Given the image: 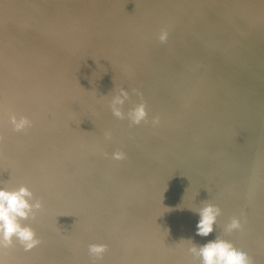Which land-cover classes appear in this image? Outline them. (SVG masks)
I'll return each mask as SVG.
<instances>
[{
	"label": "rangeland",
	"instance_id": "374dc122",
	"mask_svg": "<svg viewBox=\"0 0 264 264\" xmlns=\"http://www.w3.org/2000/svg\"><path fill=\"white\" fill-rule=\"evenodd\" d=\"M31 1L16 0L10 3V7L6 5L4 8V11L8 12L7 15L10 16L9 18L5 17L0 22V67L3 68L4 72L12 65H15L14 68L21 69L22 71L35 64L41 65L49 62L52 60L51 57L56 54L54 50L66 45L63 41L65 37L74 39L80 45L88 41L95 42L100 47L93 52H91L92 50L83 52L90 55L84 61L79 59L78 56H75V58L70 56V60L67 57L68 61L64 60L63 63L68 62L69 66L63 67V63L61 62L63 59L52 62L50 67L56 70V73L49 76L47 81L44 80L40 83L39 88H44L41 91L43 94L40 92V96L33 102V105L36 107H33L34 109L30 110L27 115L31 116L34 111L36 114L41 115L43 117L42 120H44L49 118L53 113L69 114L55 101L65 98L67 95L63 92L69 88H74L78 89V91L77 94L75 92L76 100L73 102L76 105L79 104L81 107L78 112L73 113L76 118H66L63 115L61 118L55 120L56 118L51 117L47 127H42V124L40 126L42 128L32 129L31 133H25L31 131V127L25 132H18L12 126H9L10 129L6 130L2 125V121L0 123V137H3L0 140V186L15 189L21 185H26L32 190L33 194H36L34 192L42 188L34 198L40 199L43 196V201L45 196L48 195L47 198L49 197L43 201V204L48 208L43 206L44 209L42 208L37 213L35 219L29 217L26 220H21V224L33 228L41 241L40 244L31 251H25L19 241H14L13 246L6 250V254L0 253L4 255L7 264H198V260L195 257L192 259L191 254L187 251L188 247L191 246V241L186 239L192 238L196 243L203 244L206 240H211L215 237L216 239H223L225 241L230 240L227 241L230 243L232 239H235L232 235L234 236L236 233L224 234L223 226L228 218L240 219L243 227L248 232L257 233L258 235L261 233L259 231L264 232V196L259 198L261 195L259 193L261 191L260 188H264V163L256 171L257 165L262 162L261 160L264 162V156H261V153L259 155L262 158L258 155L263 150L260 151V149L264 148V140H262L263 142L259 141L262 139L261 137H264V125L261 124V122L264 124V119H262L263 121L260 119L264 117V114H261L264 113V110H262L264 107L257 108V106H264V98L262 97L264 93L260 97H256L262 94L259 92L264 89L262 88L264 85L260 84V82H264V2L262 0H259L261 3L254 0H39V2L45 1L48 7V14L43 16L31 7ZM253 2L256 3L254 4ZM223 28L227 30L225 31ZM211 30L220 31L214 37L211 35ZM3 31H7V34L2 36L1 33ZM163 31H166L168 36L166 41L161 42L159 36ZM221 31L223 32L222 34H220ZM252 45L256 47H252ZM48 47L54 49L47 50ZM82 48L84 47H76L74 51L78 54V49ZM198 53L199 55L196 56ZM251 54L254 56L253 60L256 62H253L255 65L249 63L251 69H248L246 67H249V65L246 61L250 60L249 58L251 57L249 56ZM218 56L219 58H217ZM240 57H247V60ZM176 59H180L182 62L178 60L180 65L176 64V67H174L172 64L178 63L175 61ZM253 60L251 59L250 62ZM186 62L189 67L186 66ZM170 63L171 65L169 66ZM183 64L187 70H183ZM241 65H243L242 68ZM171 66L175 68L173 69L174 71L177 69V73L170 69ZM179 66L180 68L182 67V76L184 78L179 76ZM188 68L190 69L188 70ZM61 69L64 70L62 73L63 77L58 79L59 76L57 75L60 74ZM241 69L251 70V72L255 70V76L258 72L257 76L259 78L257 77V84L254 85L252 83V81H256L250 76L251 73ZM197 71L199 74L203 73V75L200 74L201 76H199ZM170 72L176 73L175 79L174 73ZM196 72L197 74H195ZM191 73L194 74L191 76L195 79L190 76ZM12 74H15L13 70L0 75L2 79L0 80V84H2L0 88L1 97L10 91L8 86L17 79L8 77ZM185 74H188L190 77ZM246 76L248 80L245 79ZM249 76L252 79H249ZM199 78L201 81H198ZM185 79L191 80L189 82V80ZM181 80L185 84L182 85L183 82ZM219 81L222 83H217ZM225 81L226 84L223 83ZM249 81L254 87L249 85L246 89L245 84L247 83L245 82ZM170 82H176L174 83L175 86L178 85L176 89L173 84H169ZM240 82L245 83L244 86L243 84H239ZM160 83H166V85L168 84L172 87L167 85L168 89L164 90L165 84H161L160 86ZM236 83L239 88L238 86L236 87ZM78 84L79 86L75 87ZM230 85H233L232 88ZM242 86L248 91L250 90L248 87L252 89L250 92L246 91V95L247 92L249 95L251 94V97L247 95L248 98L251 100L254 98L252 104L247 97V99L245 98V90L244 92L241 91L244 89ZM187 87H189V90ZM121 88L129 92V99L132 101V103L127 101L122 106V110L125 113L123 119L115 117L111 108L112 97ZM258 88L262 89L257 90ZM64 89L66 90L62 92L61 90ZM236 90L242 93L239 92L241 96L238 94L240 102L237 100L238 95L236 94ZM154 94H157V96L155 97ZM133 96L135 99H133ZM139 98H141L140 101L136 100ZM145 99L149 103L154 102V105L150 104L151 106H148L147 104L149 103L146 100V104ZM142 101L146 104L147 120L142 121L140 124H134L128 120L127 113L138 104L143 103ZM237 101L238 103H236ZM241 101L247 103L243 106V102L241 103ZM254 101L262 102L261 104H256L257 111L260 110V113L256 112V108L253 107ZM189 102L192 103L190 104ZM8 103L4 104L8 113V117L5 119L10 121V115H17L21 111L20 107L22 106L8 105ZM201 103L205 105L207 111ZM185 104H190L191 106H189L193 110L189 109L188 106L185 107ZM230 104L232 106L240 104V106L246 109L242 107L241 110V107L238 105L239 111L238 107L235 106L237 107L238 114L237 111L236 113H232L234 107L231 108L232 106H230L229 108L232 112L227 108ZM250 104L251 106L253 105L251 109H255L253 113H251V109L250 112L247 108V105ZM199 106H202L201 109L199 108L200 110L197 109ZM223 107H226L229 112ZM243 109L246 111L248 109L249 112H247L251 113V117L250 115H246V111L241 114ZM203 111L206 113H203ZM222 112L225 113L222 114ZM219 113L226 118L223 116L224 119ZM226 113L228 115L230 113L232 116L228 117L225 115ZM236 114H241V116L245 114V117L247 116V119L242 116L243 120H247V122L238 116V119L245 122L243 124L245 126L249 122L251 125L255 121V118L257 120L259 117L261 121L258 119L260 121L259 125L255 121V125L253 124L251 127L253 130L250 129V125H247L249 126V133L251 131L258 132L253 139L257 138V135L260 139L257 138L258 140L252 141L253 139L250 138L252 132L251 134L248 133L249 135L246 133L248 127L245 131L242 128V133L239 132L241 131V128L239 130V127H241L240 123L243 122L240 121L239 123L237 118L236 120L234 119ZM260 114L263 116L261 117ZM216 115H220L221 119H224V121H221L219 116L221 123L224 122L226 125L223 126L220 124V121L219 123L216 121L218 123L216 126L219 128L214 127L215 124L213 122L218 120L216 119L218 117ZM101 116L102 119L100 118ZM157 117L159 118V124L154 125L152 121ZM212 117H214L213 120ZM249 117H253L254 119L252 118L253 120L249 121ZM210 118L211 120L209 121ZM66 119H70L71 127L69 123H66ZM207 119L214 127L211 129L212 126H210L209 131L206 126L210 123H207ZM234 121L239 123L238 129L237 126L235 128L236 124ZM94 123L99 124V129L101 130L98 128L95 130L97 125L94 126ZM202 126L205 127L202 128ZM221 126L224 127L223 130ZM68 127H70L69 129L73 128L71 130L73 135L76 134L75 136L77 137L78 135V137L74 140L73 137L71 138L73 135L71 134L70 136L69 134L72 143H65L64 147H70H68V152L66 151V154H69L64 155L66 149L56 141L65 132L63 129ZM92 127L93 129H91ZM200 129L205 130V132ZM215 129H221L220 131L223 134L220 131L217 133ZM124 130L125 136L122 135ZM223 131H227L226 134ZM244 133L249 137L246 136L244 138ZM259 134L262 135L259 136ZM215 135L218 138L223 135L220 137L223 140L216 139ZM75 136L74 138H76ZM205 138L206 142L209 141L207 144L204 141ZM249 138L250 144L248 143L249 140H245ZM120 139L122 141H119ZM194 140L200 141L201 146L197 145V143L195 146ZM233 142L236 144H233ZM76 143L81 148L79 149L75 146L80 152L76 148L72 151L71 147L74 148V146L71 145H76ZM80 143H83L84 146H82L84 148L80 146ZM203 143L204 146H207V149H205L206 147L203 150L201 149ZM244 143L249 147V149L247 148V152L244 150L246 149ZM39 144H44L45 147L40 149H45L46 151L40 152ZM190 146H193L194 152H191L192 149L187 148ZM93 148L95 150H92ZM121 148L123 151L130 153L126 154V156H129L128 162L133 159L131 163L126 162L127 159L123 161L125 158L121 160L113 158V153L122 152ZM81 150L85 151L81 152ZM195 150L197 151L195 152ZM240 150L242 152H239ZM38 151L39 153H37ZM189 151L191 152L190 154L188 153ZM202 151H205V154ZM174 152L177 154L179 152L180 158L184 157L182 159H187V162L182 160L186 162L182 164L187 165L186 167L182 165L185 167V170L182 167L185 172L182 171L181 164H174V161H176L174 158H177L173 155ZM244 152H246L247 158L248 155H252L249 156V161H247L246 157L243 159L245 156ZM248 152L249 154H247ZM176 153L175 155H177ZM240 153L243 154L242 158H240ZM254 153H257L256 155L260 157V160L256 158L257 156ZM185 154L187 155L185 156ZM131 156L134 158H130ZM197 156L198 158L202 157V160H196ZM253 156L256 157L254 158ZM146 157L150 159L147 158L145 160ZM17 158L24 159L23 164H18L16 169L10 171V167L17 164ZM159 158H168L173 163L172 165L170 163L171 166L168 165L165 168L168 164L166 162L170 161L164 159L163 162L160 159L165 164L164 166L159 161ZM50 159L54 160V162L45 165L42 163ZM62 159L65 160L63 163H61ZM138 159H140L139 163H137ZM232 159L234 160L231 161ZM245 159H247L249 168ZM182 161L178 160L177 162L181 163ZM124 162H126L129 168H125V170L121 169V172L116 166L118 163L120 166H126ZM156 162H160L166 172L164 169H161L164 172L159 170L160 166ZM230 162L234 163L233 169ZM243 162L247 169H250L255 164L254 169L251 168L252 170H250L249 174L251 175H248L249 179L253 177L252 175H255V171L258 175L257 179L256 175L255 178H252L253 180L248 181L247 179L248 183L250 181L252 183L249 186L246 185L247 187L245 188L248 189L245 190L244 188V191H240L243 189L241 188L242 185L239 187V189L241 188L240 190H237V185L240 183L244 184L243 180L246 179V173L249 172H246L247 169L240 170V165ZM249 162H253L254 164ZM244 163L242 164V168ZM29 164L33 166L31 167ZM94 166L98 170H95ZM155 166H157L158 170H156ZM114 167L120 173L117 170L115 171ZM234 167L237 168L234 170ZM77 169L80 171L78 175ZM107 169L114 170V174H110L111 171L108 172ZM237 169L238 171H236ZM154 170L157 171L156 173H163L156 176L153 173L155 172ZM167 170L169 171L167 172ZM230 170L233 176L236 173L241 174L238 172H242L243 175L246 174V176L241 175L243 179L241 182L238 181L241 178L237 180L236 184L240 182L239 184L233 185V188L236 185L237 191H233L235 189L231 187L233 182L230 185V188L233 190L221 188L224 183L227 184L224 181L228 179L227 175L230 174ZM186 171L188 172L186 173ZM72 172L75 174H72ZM189 172L192 177L189 176ZM87 173H89L88 176ZM166 173L167 175L168 173H173L172 176L168 175V178L169 176L174 178L169 180L171 183L166 180L168 178L165 179L166 183L161 182L164 181V178L163 180H159L160 175L162 179V176H167ZM60 174L61 176H59ZM152 174L159 178L160 182L158 181V186L157 182H154L157 181L155 180L156 178L154 180L151 179L153 177L151 176ZM237 174L234 177H237ZM241 176L239 175V177ZM81 177L85 179L80 180ZM89 178L92 179L90 180ZM253 181L255 182L253 183ZM78 183L82 187H79ZM192 184L196 185L193 186ZM68 185L73 187L69 189ZM155 185L158 188H162L161 191H158L159 194L169 188H174V191L172 189L171 192L169 190L166 191L168 193L163 192L166 195L173 193L171 197L172 201L166 200L167 196L164 195L165 197H163L162 193L159 197L162 196L166 199L165 202L162 197L160 200L158 193H156V190L159 189H156ZM199 185H204V187L201 188ZM152 186L156 187L154 190L156 194H151V192H154ZM205 187L207 190L209 187H214V189L218 187L217 190L222 189L220 193L223 194L220 195L219 191L218 194L223 198L219 196L218 199V203L222 201V203L220 202L221 204H218L221 208V216L217 218L219 224L216 222L218 227L215 225L213 233L207 238H202L195 236V224L198 216L189 209L198 210L206 202H214L215 199L213 200V197L215 195L213 193L211 194L214 196H209L210 193L207 195L209 190L207 191L206 189L207 192L204 193ZM200 188L202 193L199 192ZM182 189L185 191L183 192ZM188 189H191L189 193H187ZM191 191L192 197H190ZM225 191L227 192L226 194ZM47 192L50 194L45 195ZM193 193L195 195L199 193L200 199L193 196ZM203 193L205 194V199ZM228 193L232 196L229 199L230 203H228L229 196H226ZM140 195L142 196L141 198H139ZM186 195L188 196L186 197ZM152 196L154 201L158 198L157 200L163 203L156 204L158 201L154 202ZM207 196L212 199L210 198L209 200ZM50 197L52 198L50 200L52 204L48 203ZM173 197L177 198L173 201ZM172 202L175 210L172 209L171 211L168 209L171 208ZM154 205L159 206L155 207ZM178 206L179 209L177 208ZM219 206L216 205L217 208ZM168 212H171L169 214L174 217L169 215ZM169 226L171 227L167 228ZM253 233L249 236L250 238ZM257 234H255V237L253 235V237L256 238ZM261 235L257 236L259 241L261 240V243L257 238V240L253 238L251 244L247 241L249 246L253 244V250H256L258 247L261 248L260 244L264 248V234ZM223 237H226V239ZM230 237L231 239H229ZM235 240L233 242H238V245L241 246V243L239 244L240 240H236L237 242ZM254 241H258L259 246ZM233 242L231 243L233 247L240 249ZM93 243L108 245V250L102 259H96L89 254L88 246ZM253 250L251 251L253 252ZM252 254H249L252 260H255V257V261L258 264H264V249L263 252L259 250L258 254L256 252L257 257L255 253L254 257H252ZM190 260L195 261L190 262ZM253 263L255 262L253 261Z\"/></svg>",
	"mask_w": 264,
	"mask_h": 264
},
{
	"label": "bare ground",
	"instance_id": "6f19581e",
	"mask_svg": "<svg viewBox=\"0 0 264 264\" xmlns=\"http://www.w3.org/2000/svg\"><path fill=\"white\" fill-rule=\"evenodd\" d=\"M15 1H16V0H0V22L3 21V20L5 19V17H7V18L10 17V16L7 15L8 12H5V11H4V8L6 7V5H7L8 7H10V3H11V2H15ZM29 1H31V0H29ZM252 1H253V0H252ZM254 1H258V2H260L261 0H260V1H259V0H254ZM262 1L264 2V0H262ZM263 2H262V3H263ZM250 3H251V2H250ZM250 3H249V5H250ZM253 3H254V2H253ZM253 3H252V4H253ZM255 3H256V2H255ZM255 3H254V4H255ZM260 3H261V2H260ZM30 4H31V7H32L33 9H35L36 12H37L38 14H40L41 16H43V15H47V14H48V7H47V4H46L45 1H43V2H39V0H36V1H31ZM233 25H234V24H233ZM223 29H224L225 31L227 30V29H225V28H223ZM219 31H220V30H211V35L214 36V35H215L216 33H218ZM222 31H223V30H222ZM222 31L220 32V34L223 33ZM6 34H7V31H3V32L1 33L2 36H3V35H6ZM214 37H215V36H214ZM65 38H66V37H65ZM65 38L63 39V41L66 43V45H65V46H62V47H59L58 49H55V50H54V53H56V54H55L53 57H51L52 60H50L49 62H45L44 64H41V65H39V64H35V65H33V66H30V67H28V68H25V69L22 70V71H21V69L19 70L18 68H14L15 65L9 66V69H8L7 71H5V72L2 70L3 68L0 67V75H3V74H5V73H8L9 71L13 70V72H15V74L9 75L8 77H10V78H17V79L15 80V82L13 81L14 83L12 82V83L8 86L10 91L8 90L9 92H8L7 94L3 95L2 97L0 96V123H1V121H2V125H3V127H4L6 130L10 129L9 126H11L10 121H8V120L5 119V118L8 117V115H7L8 113H7L6 105H4V104H6V103H8V102H9L8 105H15V106H16V105H19V106H22L23 109H22V107H20L21 111H20L16 116H17L18 118L21 117V116H23V117H27V118L32 122V123H31V126H30V127H31V131H29V132H25V131H27V129L29 128V127H28V128H26L25 130L22 131V132H25V133H31L34 129L39 128L42 124H43L42 127H47L48 123L50 122L51 117L56 118L55 120H57L58 118H61L63 115H64V117H66V118H76V117H75V114H73V113H74V112H78V110H80L81 107L79 106V104L76 105L75 102H73V101L76 100L75 97H76V94H77V91H78V89H74V88H69V89H67V90H66V89L61 90L62 92L66 90V91L63 92V93H65L67 96H66L65 98H63V99H59V100H56V101H55L57 104L60 105V107H61L62 109H64V110L66 111V113H69V114H54V113H53L49 118L44 119V120H42L43 117H42L41 115L36 114L34 111H33V113H32L31 116H27V115H28V112H29L30 110H33V109H34L33 107H36V106L33 105V102H34V101L40 96V92L44 89V88H39L40 83L43 82L44 80L47 81V80L49 79V78H48L49 76H51V75H53L54 73H56V70H54V69H52V68L50 67V65H51L52 62L60 61V60L63 59V60L61 61V62L63 63L64 60L68 61V60L66 59L67 57H68V59L70 60V56H72L73 58H75V56H78L79 59H81L82 61H84V60H87V58H89L90 55H87V53H83V52H88V51H91V50H92L91 52H93L95 49H99V47H100V45H96L95 42H88V41H86L85 44L80 45V43L76 42L74 39H72V38H70V37H67L66 39H65ZM212 39H213V38H212ZM0 43H1V37H0ZM79 46H80V47H84V48H82V49H78L79 52H78V54H77L74 50H76V47L79 48ZM252 47H256V46H253V45H252ZM227 48H228V47H227ZM49 49H50V50H53L54 48H52V47H48L47 50H49ZM144 49H146V48H144ZM225 49H226V48H225ZM250 49H251V48H250ZM252 49H253V48H252ZM255 49H256V48H255ZM248 50H249V49H248ZM248 50H247V51H248ZM247 51H246V53H247ZM251 51H252V50H251ZM254 51H255V50H254ZM249 52H250V51H249ZM217 53H219V52H217ZM250 53H253V52H250ZM70 54H71V55H70ZM215 54H216V53H215ZM215 54H214V55H215ZM197 55H199V53L196 54V56H197ZM217 55H218V54H217ZM246 55L248 56V54H246ZM252 56H253L252 54L249 56V57H251V58H249L250 60H251V59L253 60L254 56H253V57H252ZM214 57H215V56H214ZM244 57H245V54H244ZM217 58H219V56H218ZM240 58H241V59H246L247 57H246V58H242V57H240ZM255 58H256V56H255ZM197 59H199V58H197ZM197 59H196V60H197ZM173 60H174V59H173ZM178 60L181 61L180 59H178ZM178 60L176 59L175 61L178 62ZM188 60H189V59H188ZM196 60H195V61H196ZM216 60H217V59H216ZM246 60H247V59H246ZM246 60H245V61H246ZM250 60H249V61H248V60L246 61V63H248V65H249V67H250V64H249V63H253V62L255 63V62H256V61H254V60H253L252 62H250ZM195 61H194V62H195ZM242 61H243V60H242ZM172 62H173V61H172ZM181 62H182V61H181ZM181 62H180V63H181ZM187 62H188V61H187ZM187 62H186L187 65H186L185 63H184V64H185L187 67H189ZM189 62H191V61H189ZM194 62H193V63H194ZM254 63H253V64H254ZM133 64H134V63H133ZM176 64H179V62H178V63H175V64H172V66L176 67ZM184 64H183V70H187V68L184 67ZM66 65L69 66L70 64H69L68 62L63 63V67L66 66ZM170 65H171V63L169 64V66H170ZM179 65H180V64H179ZM189 65L191 66V64H189ZM192 65H193V64H192ZM243 65H244V62H243ZM243 65H241V68H242ZM254 65H255V64H254ZM172 66H171L170 69H172V70L175 69V68H172ZM244 66H245V65H244ZM246 66H247V64H246ZM251 66L253 67V65H251ZM256 66H257V63H256ZM249 67L247 66L246 68L251 69V67H250V68H249ZM254 67H255V66H254ZM178 68H180V66H179ZM181 68H182V67H181ZM181 68L179 69V70H180V73L183 72V70H181ZM243 68H244V67H243ZM189 69H190V68H188V70H189ZM241 70H246V71H248L247 69H241ZM16 71H18V73H16ZM170 71H171V70H170ZM173 71H174V70H173ZM176 71H177V69H176ZM176 71H174V72H176ZM199 71H200V70H199ZM201 71H203V70H201ZM254 71H255V70H253V72H254ZM63 72H64V70L61 69V70H60V74L57 75V76H59L58 79H61V78L63 77V74H62ZM174 72H170V73L173 74ZM189 72H190V71H189ZM197 72H198V71H197ZM197 72H196L195 74H197ZM248 72L251 73L250 76H252V78H254V80L256 81V82H253V81L251 80L252 83H254V85L257 84V77H258L257 75H258V72H257V75H256V76H255V72H256V71L254 72V74H253V72H251V70L248 71ZM248 72H247V73H248ZM176 73H177V72H176ZM176 73H174V75H175L174 79L176 78ZM180 73H179V76H182L183 73H182L181 75H180ZM186 73H187V72H186ZM249 73H248V74H249ZM198 74H199V72H198ZM200 74H201V73H200ZM200 74H199V76L203 75V73H202L201 75H200ZM76 75H78V74H76ZM185 75L187 76L188 74H185ZM191 75H194V74L191 73L190 76H191ZM188 76H189V75H188ZM190 76H189V77H190ZM250 76H249V79H252V78H250ZM253 76H254V77H253ZM177 77H178V76H177ZM182 77H183V76H182ZM189 77H188V78H189ZM191 77H192L193 79H195L193 76H191ZM246 77H247V76H246ZM246 77H245V79L248 80V77H247V78H246ZM255 77H256V79H255ZM183 78H184V77H183ZM196 78H197V76H196ZM200 78H201V77H200ZM200 78H199L198 81H201L202 78H201V79H200ZM203 78H204V76H203ZM258 78H259V77H258ZM180 79H181V78H180ZM193 79H192V80H193ZM222 79H223V78H222ZM222 79H221V80H222ZM245 79H244V80H245ZM0 80H2V79L0 78ZM172 80H173V79H172ZM185 80L188 81L189 79H185ZM190 80H191V79H190ZM190 80H189V82H190ZM218 80H219V79H218ZM244 80H242V81L244 82ZM246 80H245V81H246ZM173 81H174V80H173ZM177 81H180V80H177ZM181 81H182V80H181ZM187 81H185V82H187ZM196 81H197V80H196ZM182 82H183V81H182ZM193 82H195V81H193ZM243 82H240L239 84H243ZM259 82H260V79H259ZM174 83H176V82H174ZM174 83H171V82H170L169 84H171V85L173 84V86H175ZM180 83H181V82H180ZM217 83H222V82L219 81V82H217ZM223 83L226 84V81L223 82ZM245 83H247L248 85L245 84ZM245 83H244V84H245V86H246V89H247V86H249V85H251V86L254 87V85H253L250 81H249V82H245ZM249 83H251V84H249ZM79 84H80V83H79ZM79 84H78L77 86H75V87H78ZM161 84H165L166 87H164V90H165V89H168V87H167L168 84L166 85V83H160V86H161ZM178 84H179V82H178ZM183 84H185V83L183 82L182 85H183ZM188 84H189V83H188ZM188 84H187V85H188ZM191 84H192V83H191ZM244 84H243V86H244ZM260 84H263V85H264V82L262 81V82H260ZM171 85H170V86H171ZM187 85H185V86H187ZM205 85H207V84H205ZM220 85H221V84H220ZM233 85H234V84H233ZM233 85H232V86H233ZM1 86H2V84H0V88H1ZM163 86H164V85H163ZM163 86H162V88H163ZM168 86H169V85H168ZM170 86H169V87H170ZM176 86H178V85H176ZM176 86H175V89H176ZM230 86H231V85H230ZM232 86H231V88H232ZM237 86H238V84L236 83V87H237ZM243 86H242V87H243ZM261 86H262V85H261ZM171 87H172V86H171ZM234 87H235V86H234ZM242 87H241V88H242ZM259 87H260V85H259ZM180 88H181V87H180ZM188 88H189V87H187V89H188ZM190 88H191V85H190ZM222 88H223V87H222ZM238 88H239V86H238ZM243 88H244V87H243ZM243 88H242V89H243ZM248 88H249L250 90H252L250 87H248ZM256 88H257V87H256ZM262 88H264V86H262ZM262 88H258L257 90L262 89ZM159 89H160V88H159ZM169 89H170V88H169ZM173 89H174V87H173ZM164 90H163V92H164ZM188 90H189V89H188ZM191 90H192V89H191ZM239 90H240V89H239ZM244 90H245V88H244L243 90H241V91L244 92ZM250 90H249V91H248V90H245V95H246V91L250 92ZM253 90H254V88H253ZM263 90H264V89H263ZM263 90H261V92H259V93H262V94H260L259 96H256V97H260L261 95H263V93H264ZM255 91H256V90H255ZM255 91H253V92H254V93H257V92H255ZM75 92H76V94H75ZM79 92H80V90H79ZM157 92H158V90H157ZM167 92H168V91H167ZM218 92H219V91H218ZM239 92H240V91H239ZM239 92H238V90H236V94H237V95H238V94L240 95L241 92H240V93H239ZM248 92H247V95H248V97H249L251 94L249 95ZM253 92H251V93L253 94ZM41 93L43 94V92H41ZM80 93H81V92H80ZM165 93H166V92H165ZM213 93H214V92H213ZM259 93H257V94H259ZM166 94H167V93H166ZM215 94H216V93H215ZM241 94H242V93H241ZM154 95H155V94H154ZM239 95H238V99H237V100L240 102V100H239ZM245 95H244V93H243V97H244ZM247 95L245 96V98L247 97ZM254 95H255V94H254ZM254 95H252V97H255ZM54 96H55V95H54ZM131 96H132V95H131ZM135 96H137V95L135 94ZM151 96H152V95H151ZM156 96H157V94L155 95V97H156ZM240 96H241V95H240ZM94 97H95V96H94ZM129 97H130V96H129ZM138 97H139V96H138ZM138 97H137V98H138ZM149 97H150V96H149ZM153 97H154V96H153ZM153 97H152V98H153ZM243 97H242V98H243ZM248 97H247V98H248ZM250 97H251V96H250ZM256 97H255V98H256ZM262 97L264 98V96H262ZM95 98H96V97H95ZM97 98H98V97H97ZM247 98H246V99H247ZM263 98H262V99H263ZM43 99H45V98H43ZM133 99H135L134 96H133ZM133 99H132V100H133ZM243 99H244V98H243ZM248 99H249V102L252 104V100H254V98H252V100H251L250 98H248ZM259 99H260V98H259ZM262 99H261V101L264 100V99H263V100H262ZM136 100H139V101H140L141 98L136 99ZM146 100H147V99H145V103L147 104L148 100H147V102H146ZM255 100L258 101L257 98H256ZM127 101H130V99L127 100ZM127 101H126V102H127ZM134 101H135V100H134ZM172 101H173V100H172ZM238 101H237L236 103H238ZM246 101H247V100H246ZM261 101H259V102H255V101H254V102H255V103L253 102V105H254V106H253V105H252V106H253L254 108H256V104H258V103L261 104V103H262ZM5 102H6V103H5ZM130 102L132 103V101H130ZM137 102H138V101H137ZM137 102H136V104H137ZM142 102H143V101H142ZM242 102H243V101H241V103H242ZM78 103H80V102H78ZM133 103H134V102H133ZM143 103H144V102H143ZM148 103H149V102H148ZM189 103H190V102H189ZM191 103H192V102H191ZM191 103H190V104H191ZM196 103H197V101H196ZM241 103H240V104H241ZM245 103H247V102H245ZM245 103L243 102L242 105L244 106ZM146 104H145V105H146ZM150 104H153V105H154V102H153V103H149V104H147V105L149 106ZM187 104H188V103H187ZM190 104H189V105H190ZM193 104H194V102H193ZM197 104H198V103H197ZM197 104H195V105H197ZM201 104L204 105L203 103H201ZM201 104H200V105H201ZM240 104H238V105L240 106ZM251 104H250V105H247V108H248L249 110L252 108ZM260 104H259V105H260ZM2 105H3V106H2ZM94 105H95V104H94ZM183 105H184V104H183ZM189 105H186V104H185V107L188 106L189 109H190V108H191V107H190L191 105H190V106H189ZM195 105H193V106L195 107ZM238 105H235V106L238 107ZM150 106H151V105H150ZM193 106H192V107H193ZM197 106H198V105H197ZM230 106H232V105L230 104L228 107H227V106H226V107L229 109ZM235 106L233 105V106L231 107V108L234 107V108H233V109H234L233 112L230 111L231 109H229V111L232 112V113H236V111H237L236 108H237V107H235ZM243 106H240V107H241V108H240L241 110H242V107H243ZM245 106H246V105H245ZM249 106H250V107H249ZM188 107H187V108H188ZM226 107H225V108L223 107V108H224L225 110H227ZM259 107L262 108V107H264V106H257V108H259ZM196 108H197V107H196ZM199 108L201 109L202 106H201V107L199 106L197 109L200 110ZM203 108L207 111L205 105H204ZM243 108H244V107H243ZM257 108H256V112H259V113H260V110L257 111ZM189 109H188V110H189ZM224 109H223V111H224ZM237 109H238V111H239V107H238ZM244 109H246V108H244ZM244 109H243L244 112L242 111L241 114H242V113H245L246 110H244ZM248 109H247V111H248ZM191 110H193V108H191ZM202 110H203V109H202ZM202 110H201V111H202ZM251 110H252V109H251ZM251 110H250V112H251ZM262 110H264V109L262 108ZM227 111H228V110H227ZM227 111H226V112H227ZM229 111H228V112H229ZM238 111H237V114H238ZM247 111H246V112H247ZM253 111H255V109L252 110L251 113H253ZM219 112H220V111H219ZM248 112H249V111H248ZM248 112H247V113H248ZM262 112H263V111H262ZM191 113H192V112H191ZM203 113H206V112L203 111ZM203 113H202V114H203ZM223 113H225V112H222V114H223ZM239 113H240V112H239ZM247 113H246L247 116L251 114V113H248V114H247ZM193 114H194V113H193ZM219 114L222 115L221 113H219ZM237 114H236L237 117L234 116V119L236 120V118H237V120H238L239 123H240L241 119L243 120V117H245V114L242 115L243 117L241 116V114H240V115H237ZM261 114H264V113H261ZM261 114H260V116L262 117L263 115H261ZM204 115H207V114H204ZM220 115H216V116H218L217 118H216V116H215V118L218 119V120H215V122L218 121V123H219L220 119L224 116V115H222V117H221ZM225 115H227L228 117H230L231 114L229 113V115H228V113H226ZM233 115H234V114H233ZM106 116H107V115H106ZM219 116H220V119H219ZM231 116H232V115H231ZM238 116H240L241 119H238ZM247 116L245 117L246 119H247ZM113 117H114V116H113ZM224 117H225V116H224ZM224 117H223V118H224ZM250 117H251V115H250ZM250 117H249V118H250ZM100 118L102 119V116H101ZM107 118H108V117H107ZM107 118H106V119H107ZM225 118H226V117H225ZM225 118H224V119H225ZM245 118H244V119H245ZM252 118H253V117H252ZM252 118H250L249 121H250ZM109 119H110V118H109ZM213 119H214V117H212V120H213ZM224 119H221V121H224ZM234 119H232V120H234ZM253 119H254V118H253ZM253 119H252V120H253ZM258 119H259V117H258ZM258 119L256 120V118H255V121H257V122H258L257 124L259 125V122H260L262 119H264V117L260 118V119H261V120L259 119L260 121H258ZM41 120H42V121H41ZM55 120H54V121H55ZM107 120H108V119H107ZM128 120H129V119H128ZM128 120H127V121H128ZM210 120H211V118L209 119V121H210ZM65 121H66V123H69V126L71 127L70 119H66ZM115 121H118V120H115ZM209 121H208V119H207V123H208ZM221 121H220V124H221V125H223V126L226 125L224 122L221 123ZM243 121H246V122H247V120H243ZM243 121H241V122H243ZM249 121H248V122H249ZM255 121L252 122L251 125H250V122L247 123L248 125H250V129H251L252 125L255 123ZM262 121H263V120H262ZM212 122H213V121H212ZM215 122H213V123L215 124V125H214V124H213V125H214V127L217 128L218 126H216V125H217L218 123H217V122L215 123ZM232 122H233V121H232ZM234 122H235V124H236V125H235V128H236V126H237V129H238L239 123L236 122V121H234ZM128 123H130V121H128ZM205 123H206V121H205ZM209 123H210V124H207V126L205 125L206 127H208V131H209V129H210V126H212V125H211V122H209ZM237 123H238V124H237ZM244 123H245V122L240 123V124H241V125H240L241 127H239V130H240V128H241V131H239V132L242 133V132H243L242 128H244V131H245V130H247V127H248V130L246 131V133L248 134V133H249V126H248L247 124H246V126L243 125ZM102 124H103V123H102ZM231 124H232V123H231ZM257 124H256V125H257ZM261 124L264 125L263 122H261ZM93 125L96 126L97 124L94 123ZM233 125H234V123H233ZM254 125H255V124H254ZM55 126H57V125H55ZM103 126H104V125H103ZM205 126H202V128L205 127ZM219 126H220V125H219ZM223 126H221V127H222L221 129H222V130L224 129ZM228 126H229V125H228ZM228 126H226V127H228ZM244 126H245V127H244ZM42 127H40V128H42ZM70 127H68V128H64L63 130H64L65 132L62 133L61 136L59 137V139L56 141L58 144H60V145L63 146V147H64V145H65L66 142H71V139H70L69 137L71 136V134L73 135V133H72V131H71L73 128L69 129ZM104 127H105V126H104ZM128 127H129V126H128ZM128 127H126V128H128ZM214 127L212 126L211 129L214 128ZM232 127H233V126H232ZM97 128H98V129L100 128L99 124L97 125V127H95V130H96ZM110 128H111V127H110ZM218 128H219V127H218ZM233 128H234V127H233ZM32 129H33V130H32ZM91 129H93V127H92ZM122 129H123V128H122ZM204 129H205V128H204ZM221 129H219V130H216V129H215V130H216L217 133H218V131H220ZM226 129H227V128H226ZM226 129H225V130H226ZM99 130H101V129H99ZM185 130H186V128H185ZM200 130L202 131L203 129H200ZM251 130H253V129H251ZM201 131H200V133L203 134ZM263 131H264V130H263ZM73 132H74V131H73ZM203 132H205V130H203ZM223 132L226 134L227 131H226V132L223 131ZM251 132H252V131H251ZM251 132H250L249 134H251ZM254 132H255V133H254ZM220 133H222V131H220ZM220 133H219V135H220ZM241 133H240V134H241ZM253 133H254V135H253ZM257 133H258V132H257ZM257 133H256V131H253L252 134H251V136L253 135V137L250 136V138L253 139L254 136H255V134H257ZM259 133H262V132H259ZM69 134H70V136H69ZM181 134H182V133H181ZM222 134H223V133H222ZM225 134H224V135H225ZM240 134H239V135H240ZM244 134H245V133H244ZM244 134H243V135H244ZM249 134H248V135H249ZM6 135H9V134H6ZM25 135H26V134H25ZM75 135H76V134H74L73 136H71V138L73 137L74 140L77 139V137H78V135H77V137H76ZM122 135H124V136L126 135L125 130H124V132L122 133ZM217 135H218V134H217ZM217 135H215V136H216V137H215L216 139H219L220 141L223 140V139L220 138V137H222L223 135L220 136L219 138H218L219 135H218V136H217ZM261 135H262V134H261ZM261 135L259 134V136H261ZM74 136H75L76 138H74ZM124 136H123V137H124ZM232 136H233V135H232ZM234 136H235V135H234ZM240 136H241V135H240ZM246 136H247V135L245 134V137H244V138H246ZM263 136H264V132H263ZM116 137H117V136H116ZM123 137H122V138H123ZM130 137H131V136H130ZM241 137H242V136H241ZM247 137H249V136H247ZM2 138H3V137H0V140H2ZM12 138H13V137H12ZM12 138H11V139H12ZM120 138H121V137H120ZM132 138H133V137H132ZM233 138H234V137H233ZM250 138H249V139H245V140H249V141H248V143H249V142H250ZM257 138L260 139V137H258V135H257ZM257 138L255 137V139H253V140L251 139V140H252V141H256V140H258ZM261 138H262V139L259 140V141L263 142L262 140H264V139H263L264 137H261ZM211 139H212V138H211ZM213 139H214V137H213ZM230 139H231V138H230ZM195 140H196V139H195ZM195 140H194V142H195V143H194L195 146H196V143H197V145L199 144V145L201 146V144L199 143L200 141L197 142V141H195ZM203 140H204V139H203ZM78 141L80 142V140H78ZM119 141H122V139H120ZM204 141H205V142L207 141L206 138H205ZM259 141H258V142H259ZM81 142H83V141H81ZM112 142H113V141H112ZM202 142H203V141H202ZM208 142H209V141H208ZM208 142H206V144H207ZM71 143H72V142H71ZM118 143H119V142H118ZM234 143H235V142H233V144H234ZM248 143H247V144H248ZM251 143H252V142H251ZM253 143H254V142H253ZM181 144H182V143H181ZM194 144H192V145H194ZM235 144H236V143H235ZM237 144H238V143H237ZM244 144H245V143H244ZM249 144H250V143H249ZM249 144H248V145H249ZM254 144H255V143H254ZM254 144H252V145H254ZM82 145H83V143H82V144L80 143V146H82ZM245 145H246V144H245ZM245 145H244V147H245ZM71 146H74V148L71 147V148H72V151L76 148L75 146H77L79 149H81V148L78 146L77 143H76V145L74 144V145H71ZM83 146H84V145H83ZM83 146H82V147H83ZM195 146H194V149H195ZM202 146H203V147L201 148L202 150H203V148H205V147H206L205 149H207V146H204V143L202 144ZM236 146H237V145H236ZM238 146H239V145H238ZM250 146H251V145H250ZM44 147H45L44 144H39V149H40V148H44ZM68 147H70V146H65V147H64V148L66 149V150L64 151V155H68V154H69V153L66 154V151L69 150ZM190 147H191V148H190ZM190 147H187V148L192 149L193 146H190ZM212 147H213V146H212ZM240 147H241V145H240ZM240 147H239V148H240ZM78 148H76V149L78 150ZM83 148H84V147H83ZM83 148H82V149H83ZM242 148H243V147H242ZM247 148L249 149V147H247V145H246V149H244L246 152H247V150H248ZM198 149H199V148H198ZM205 149H204V150H205ZM262 149H263V150H262ZM77 150H76V151H77ZM92 150H95V149L93 148ZM119 150H120V148H119ZM121 150H122V152H124L125 154H130L129 152L127 153V152L123 151L122 148H121ZM148 150H149V149H148ZM261 150H262V151H261ZM39 151L41 152V151H46V150H45V149H40ZM39 151H38L37 153H39ZM78 151H79V150H78ZM83 151H85V150H83ZM83 151L81 150V152H83ZM146 151H147V149H146ZM168 151H169V150H168ZM184 151H185V149H184ZM187 151H188V150H187ZM190 151H191V150H190ZM190 151L188 152L189 154H190L191 152H194L193 149H192L191 152H190ZM196 151H197V150H195V152H196ZM205 151H206V150H205ZM205 151H204V152H205ZM237 151H238V149H237ZM260 151H261V152H259V153H258V151H257L258 155L261 153L260 155H261V156H262V155L264 156V148H261ZM67 152H68V151H67ZM69 152H70V151H69ZM79 152H80V151H79ZM147 152H148V151H147ZM147 152H146V153H147ZM170 152H172V151L170 150ZM179 152H180V150H179ZM179 152H178V154H179ZM185 152H186V151H185ZM204 152L202 151V153H204ZM211 152H212V151H211ZM239 152H242V150H240ZM246 152L243 153V154H245V156L243 157V159H244L245 157L247 158V156H246ZM72 153H73V152H72ZM175 153H176V152H174L173 155H174L175 157H177V158H176V159L174 158V160H176V161H174V164H181V169H182L183 166L186 167L187 165H186V164L184 165V164H182V163H183V162L186 163V162H187V159H186V160H185V159H182V158H184V157L180 158L181 156L178 155V154L176 153V154L179 156V158H180V159H179L178 156L175 155ZM186 153H187V152H186ZM257 153H256V154H257ZM165 154H167V153H165ZM180 154H182V153H180ZM204 154H205V153H204ZM236 154H237V153H236ZM243 154L240 153V156H241V157H240V156H238V157L242 158V155H243ZM247 154H249V152H248ZM256 154L254 153V155H256ZM23 155H24V154H23ZM149 155H150V154H149ZM186 155H187V154H185V156H186ZM202 155H203V154H202ZM217 155H218V154H217ZM258 155H256L257 157H256V156H255V157H256L258 160H260L259 158H260L261 156L259 155L260 157H258ZM174 156H173V157H174ZM182 156H183V155H182ZM234 156H236V155H234ZM249 156H252V155H248V158H247L248 160L245 159V161H246V160H247V161L250 160ZM65 157H66V156H65ZM148 157H150V156H148ZM148 157H146V159H145V158H144V159L147 160ZM236 157H237V156H236ZM253 157H254V156H253ZM255 157H254V158H255ZM130 158H134V157L131 156ZM136 158H137V157H136ZM136 158H135V160H137ZM139 158H140V157H139ZM171 158H172V157H171ZM201 158H202V157L198 158V156H197L196 160H200ZM251 158H252V157H251ZM261 158H262V157H261ZM17 159H18L17 164H16L15 166L10 167V169H9L10 171L16 169L18 164H23V160H24V159H19V158H17ZM64 159H67V158H64ZM64 159H62L61 163H63V162L65 161ZM126 159H127V161H126ZM128 159H129V156H125V159H124L123 161L128 162ZM148 159H150V158H148ZM160 159L163 160V162H164V159H168V158H159V161L161 162ZM169 159H170V156H169ZM169 159H168V160H169ZM189 159H190V158H189ZM191 159H192V158H191ZM235 159H236V158H235ZM243 159H242V161H244ZM257 159H256V160L254 159V160H255V161H258ZM131 160H133V159H131ZM131 160H130V162H128V163H131ZM139 160H140V159H138L137 163H139ZM142 160H143V159H142ZM168 160H167V161H168ZM170 160H171V159H170ZM170 160H169V161H170ZM178 160H179V161L185 160L186 162H185V161H182V162L180 163V162H177ZM193 160H194V159H193ZM193 160H192V161H193ZM201 160H202V159H201ZM233 160H234V159H232L231 161H233ZM157 161H158V160H157ZM172 161H173V159H172ZM192 161H191V162H192ZM247 161H246V162H247ZM252 161H253V158H252ZM255 161H254V162H255ZM261 161H262V162H260L261 164L259 163V164H258L259 166L257 165V170H256V171H258V168H260V165H262V163H264L263 160H261ZM52 162H54V160L50 159V160L45 161V162L43 161L42 163L45 165V164H50V163H52ZM126 162H124L125 165H126ZM133 162H134V161H133ZM140 162H141V161H140ZM160 162H159V163L156 162V164H158V165L161 167V168H160V167L157 165V166L159 167V170L164 169L163 167L165 166V164H164L163 162H161V164H163L164 166L161 165ZM165 162H166V160H165ZM176 162H177V163H176ZM193 162H194V161H193ZM196 162H197V161H196ZM238 162H239V161H238ZM240 162H241V161H240ZM124 163H123V164H124ZM166 163H168V164L165 166V168H166L168 165L171 166L173 162L170 161V162H166ZM170 163H171V165H170ZM230 163H231V168L233 169L234 163H232V162H230ZM243 163H244V162H243ZM243 163H241V165L239 164V165L241 166V167H240V170H241V169H244V170L247 169L246 166H245V163H244L243 168H242V164H243ZM249 163H251V162H249ZM255 163L257 164V162H255ZM118 164H119V163H118ZM118 164H117V166H116L117 169L119 168L120 170H121V169H122V170H125V168H129L127 165H126V166H122V165L120 166V164H119V165H118ZM121 164H122V162H121ZM232 164H233V165H232ZM235 164L237 165L236 162H235ZM251 164H254V163L252 162ZM182 165H183V166H182ZM239 165H238V166H239ZM248 165H249V164H248V162H247V167L249 168ZM29 166L32 167L33 165H30V164H29ZM118 166H119V167H118ZM129 166H132V165H129ZM157 166H155V167H156V170H158V169H157ZM178 166L180 167V165H178ZM244 166H245V168H244ZM252 166H253V167H250V169H247V170H246V172L249 171L248 173H246L247 176H246V174L243 175L242 172H238V173H241V174H237L236 171H238V169H237L236 171H234V170L237 168V167H234V170H233V171H234L238 176H237V177H234V176H236V174L233 173V174H234V176H233V175L231 174L232 171L230 170L229 173H230V172H231V173H230L229 175H227L228 179H225V181H224V182H226L227 184L224 183V185H223L221 188H225V189L230 188L231 182H233V184H232V186H231V187L233 188V185L236 184V182H237L238 179L241 178L240 180H238V181H240V182H241V180H243V179H242V176H241V175H243V176H246V177H245L246 179L244 178L245 180H243L244 182L242 181L244 184H242V183L239 182L240 184L237 183V184H239V185L236 184V185L238 186V189L235 188L236 185H235L234 188H233V189H235V190H233V189H231V188H230V189L233 190V191H237V190H240L241 188H243V189L240 190V191H244V188L247 187V186H249L250 183H252L251 181H250V183H248V182L246 181L247 179H248V181H249V180H251L252 178H255V175H256V179H257V175H258V174H256V171H255V170H253V171H255V175H252L253 177H251V179L248 178V177H249L248 175H251V174H249V173H250V170H252L251 168L254 169L255 164L252 165ZM262 166H263V165H262ZM262 166H261V167H262ZM116 167H114V169H115ZM120 167H121V168H120ZM123 167H124V169H123ZM173 167H174V166H173ZM185 167H183L184 170H185ZM93 168H94L95 170L97 169L96 166H94ZM169 168H170V167H169ZM75 169H76V168H75ZM75 169H74V170H75ZM94 169H93V171L95 172ZM108 169H109V168H108ZM108 169H107V170H108ZM111 169H112V168H111ZM117 169H115V171H116ZM183 169H182V171H184ZM74 170H73V172H74ZM77 170H78V169H77ZM97 170H98V169H97ZM122 170H121V172H122ZM169 170H170V169H169ZM169 170H167V172H168ZM171 170H173V169H171ZM75 171H76V170H75ZM109 171H111L110 174H114V172H113L114 170H108V172H109ZM118 171H119V170H117V172H118ZM154 171H155V170H154ZM161 171H163V170H161ZM164 171L166 172L165 169H164ZM164 171H163V172H164ZM241 171H243V170H241ZM253 171H252V172H253ZM73 172H72V174H75V173H73ZM79 172H80L79 170H78V173L76 172L77 175L79 174ZM156 172H157V171L153 172V173H155L156 176H159L158 174L163 173V172L160 173L159 171H158L159 173H156ZM184 172H185V171H184ZM187 172H188V171H186V173H187ZM115 173H116V172H115ZM118 173H120V172H118ZM182 173H183V172H182ZM88 174H89V173H87V176H88ZM164 174H165V173H164ZM172 174H173V173H172ZM172 174H169V173H168V175H170V176H172ZM188 174H189V176H191V175H190V174H191L190 172H189ZM252 174H253V173H252ZM92 175L94 176V174H92ZM162 175H163V174H162ZM166 175H167V173H166ZM166 175H165V176H166ZM168 175H167L166 177H163V176H162V179H161V175H160V179H159V178L155 177V176L152 174L151 176H153L154 178L152 177L151 179L154 180V179L156 178L155 180H157V181H154V182H157L156 184H157V186H158V181H159V180H163V178H164V181H161V182H162V183L165 182V179L168 178ZM183 175H184V174H183ZM239 175H240L241 177H239ZM59 176H61V174H60ZM59 176H58V178H59ZM79 176H80V175H79ZM81 176H83V175H81ZM93 176H92V177H93ZM95 176H96V175H95ZM151 176H150V177H151ZM170 176H169L170 179L168 178V179H166V180L169 181V180H171V179L173 178V177L171 178ZM187 176H188V175H187ZM90 177H91V176H90ZM96 177H97V176H96ZM185 177H186V175H185ZM191 177H192V176H191ZM93 178H94V177H93ZM186 178H187V177H186ZM225 178H226V177H225ZM59 179H60V178H59ZM59 179H57V180H59ZM81 179H85V178H84V177H81L80 180H81ZM89 179H90V178H89ZM89 179H88V180H89ZM91 179H92V178H91ZM91 179H90V180H91ZM158 179H159V180H158ZM173 179H174V178H173ZM191 179H193V178H191ZM88 180H87V181H88ZM189 180H190V179H189ZM222 180H223V179H222ZM226 180H227V181H226ZM252 180H253V179H252ZM59 181H60V180H59ZM83 181H84V180H83ZM150 181H151V180H150ZM172 181H173V180H172ZM91 182H92V181H91ZM159 182H160V181H159ZM192 182H193V180H192ZM246 182H247L248 184H247ZM254 182H255V181H253V183H254ZM81 183H82V182H81ZM165 183H166V182H165ZM169 183H171V182L169 181ZM217 183H218V182H217ZM245 183H246V184H245ZM62 184H63V183H62ZM78 184H79V183H78ZM154 184H155V183H154ZM172 184H173V182H172ZM193 184H194V182H193ZM193 184H192V185H193ZM222 184H223V183H222ZM222 184H220V185H222ZM256 184H257V182H256ZM256 184H255V186H257ZM65 185H66V183H65ZM85 185H86V184H85ZM160 185H161V183H160ZM169 185H170V184H169ZM195 185H196V184H195ZM195 185H193V186H195ZM216 185H218V184H216ZM216 185H215V186H216ZM241 185H242V187H241ZM244 185H245V186H244ZM246 185H247V186H246ZM68 186H69V185H68ZM86 186H87V185H86ZM86 186H85V187H86ZM155 186H156V185H155ZM155 186H154V187L152 186V190H153V191H154L155 188L157 187V186H156V187H155ZM200 186H201V188L204 187V185H199V187H200ZM243 186H244V187H243ZM64 187H65V186H64ZM71 187H73V186H69V189H70ZM79 187H82V186L79 184ZM83 187H84V186H83ZM206 187H207V186H206ZM206 187H205L204 190H203V191H205L204 193H206V192L209 190L207 195H209V193H210L209 196H214V195H215V196L213 197V200L215 199L214 202L211 200L213 203H211V202L209 201L211 197L209 198V196H207L208 199H209L208 202H210L211 204H213V205H215V206H216V205L219 206L218 204H219L220 202L222 203V201H220V202L218 203L219 196L223 194V193H222V194L220 193V192H222V189L217 190L218 187L215 188V189H214V187H213V188L209 187V189L207 190ZM239 187H241V188L239 189ZM260 187H261V186H260ZM153 188H154V189H153ZM160 188H161V187H160ZM160 188H158V187L156 188V189H159V190H156V193H158V191H161V190H162V188H161V189H160ZM168 188H169V187H168ZM171 188H172V185H171ZM194 188H195V187H194ZM201 188H200V191H199V192H201ZM41 189H42V188H40L38 191H36V192H34V193L38 194V192H39ZM172 189H173V191L175 190L174 188H172ZM172 189L169 188V189H167L166 191L169 190V192H171ZM186 189H187V188H186ZM196 189H197V188H196ZM205 189H206L207 191H206ZM236 189H237V190H236ZM246 189H248V188H245V190H246ZM260 189H261V191H260L259 193H260L261 195H260L259 198H262V196H264V188H260ZM65 190H66V187H65ZM182 190H183V189H182ZM182 190H181V192H182ZM188 190H189V189H188ZM188 190H186V191H188ZM190 190H191V189H190ZM190 190H189L187 193H189ZM166 191H163V192H164V193H168V192H166ZM184 191H185V190H183V192H184ZM195 191H196V190H195ZM218 191H219L220 195L218 194ZM68 192H69V191H68ZM163 192H160V194L162 193V194H163L162 196L165 197L164 195H166V194H164ZM152 193H155V191H154V192H151V194H152ZM156 193H155V194H156ZM175 193H176V191H175ZM175 193H174V194H175ZM187 193H186V194H187ZM201 193H202V192H201ZM201 193H200V194H201ZM204 193H203V194H204ZM211 193H213L214 195L211 194ZM226 193H227V192L225 191V194H226ZM36 194H34V196H35ZM39 194H40V193H39ZM47 194H50V193L47 192L45 195H47ZM155 194H154V195H155ZM160 194L158 193V198H159V199L162 197V196L159 197ZM172 194H173V193H170L171 196L167 194V195H166V196H167V197H166L167 199L162 197V199H164L163 201L165 202V199L168 200V201H172V198H171V197H172ZM183 194H184V193H183ZM183 194H182V195H183ZM198 194H199V193H198ZM198 194L195 195V193H193V196L199 197V199H200V195L198 196ZM230 194H231V192H230ZM40 195H41V194H40ZM63 195H64V193H63ZM63 195H62V196H63ZM149 195H150V194H149ZM154 195H153V196H154ZM182 195H181V196H182ZM190 195H191L190 197H192V191H191ZM231 195L233 196V194H231ZM231 195H229V193H228V195H226L227 197L229 196L228 201H229L230 198H232ZM47 196H48V195H47ZM47 196H45V198H47ZM153 196H152V200H153ZM155 196H156V195H155ZM169 196H170V197H169ZM173 196H174V195H173ZM183 196L185 197V194H184ZM187 196H188V195H186V197H187ZM201 196H202V195H201ZM226 196H224V197H226ZM56 197H57V196H56ZM58 197H59V195H58ZM141 197H142V196L140 195L139 198H141ZM220 197H221V196H220ZM227 197H226V198H227ZM233 197H234V196H233ZM42 198H43V196L40 198L41 201H42ZM45 198L43 199V201H45ZM48 198H49V197H48ZM48 198H47V199H48ZM54 198H55V197H54ZM61 198H62V197H61ZM155 198H157V197H155ZM158 198H157V199H158ZM168 198H170V199H168ZM175 198H177V197H175ZM175 198L173 197V201L175 200ZM221 198H223V197H221ZM47 199H46V200H47ZM51 199H52V198L50 197L49 201L47 200L48 203L50 202ZM55 199H56V198H55ZM55 199H54V200H55ZM157 199H155V201H156ZM184 199H185V198H184ZM188 199H190V198L188 197ZM201 199H203V198L201 197ZM204 199H205V194H204ZM211 199H212V198H211ZM224 199H225V198H224ZM160 200H161V199H160ZM186 200H187V198H186ZM190 200H191V199H190ZM190 200H189V201H190ZM220 200H221V199H220ZM225 200H226V199H225ZM225 200H224V201H225ZM43 201H42V202H43ZM47 201H46V202H47ZM153 201H154V200H153ZM155 201H154V202H155ZM157 201H158V202H157ZM157 201H156V202H157L156 204H158V203L161 202V201L159 202V200H157ZM189 201H187V202H189ZM200 201H202V200H200ZM226 201H227V200H226ZM228 201H227V202H228ZM53 202H54V201H53ZM230 202H231V201H229L228 203H230ZM43 203H44V202H43ZM151 203H152V202H151ZM162 203H163V202H161L160 204H162ZM169 203H170V202H169ZM206 203H207V202H206ZM221 203H220V204H221ZM46 204H47V203H46ZM50 204H52V201L50 202ZM181 204H182V203H181ZM231 204H233V203H231ZM47 205H48V204H47ZM43 206H45V204H43ZM49 206H50V205H49ZM154 206H155V205H154ZM156 206H159V205H156ZM156 206H155V207H156ZM173 206H174V205H173V202H172L171 208H169L168 210H171V211H172V209H174ZM224 206H225V205H224ZM45 207L48 208L47 206H45ZM51 207H52V206H51ZM168 207H169V206H168ZM168 207H167V208H168ZM177 208L179 209V206H178ZM43 209H44V207H43ZM49 209H51V208H49ZM49 209H47V210H49ZM219 209H221L220 206H219ZM41 210H42V209H41ZM174 210H175V209H174ZM174 210H173V211H174ZM45 211H46V210H45ZM45 211H44V212H45ZM41 212H43V211H41ZM46 212H47V211H46ZM174 212H175V211H174ZM176 212H177V211H176ZM169 213H171V212H168V214H169ZM169 215H171V214H169ZM171 216L174 217L173 215H171ZM220 216H221V215H220ZM167 217H168V216H167ZM172 217H171V218H172ZM220 219H221V217H220ZM168 220H169V219H168ZM228 220H229V218H228ZM228 220H226L225 224L227 223ZM164 222H165V221H164ZM216 222H217V221H216ZM219 222H220V220H219ZM217 223H218V222H217ZM218 224H219V223H218ZM170 227H171V226H169V227H167V228H170ZM216 227H218L217 224H216ZM259 232H261L260 235H261V234H264V232H262V231H259ZM259 232H258V233H259ZM235 233L237 234L238 232H235ZM252 233H253V232H252ZM252 233H251V232H248L247 229H246L245 227H242V230H241L237 235H236V234H235L234 236L232 235V237H235L236 240H238V239L240 240L239 244L241 243V244H240L241 246L238 245V242H237L235 239H234V240H235L237 243H234V242H233V241H234L233 239H232V242H233L234 244H236V246L238 245V246L240 247V250H243V251L247 252L248 255H249V254L251 255V254L254 252V253H255V256L257 257V254L259 253V250H261V251L263 252V249H264V248L262 247V246H263L262 244H260V245H261V248H263V249H261L260 247H258V248H256V250H253V248H252V245H253V244H252L251 246H249L248 242H250V244H251V243L253 242V238L255 237V234H257V233H255V234L253 233L254 237H253V235H252V237L250 238L249 236H251ZM248 234H249V235H248ZM238 235H239V236H238ZM260 235H258V234L256 235V238L258 239V241H259V238H258L257 236H260ZM261 236H262V235H261ZM237 237H238V239H237ZM217 238H221V237H217ZM223 238H224V237H223ZM256 238H254V239H256ZM224 239H226V237H225ZM229 239H231V237H230ZM257 239H256V240H257ZM260 239H261V237H260ZM239 240H238V241H239ZM256 240H255V241H256ZM227 241H230V240H227ZM227 241H226V242H227ZM247 241H248V242H247ZM255 241H254V243H256V244L258 243L257 246H259V242L261 243V240H260L259 242H258V241L255 242ZM232 242H230V243H232ZM256 244H254V245H256ZM232 246H233V244H232ZM234 246H235V245H234ZM238 246H237V247H238ZM250 247H251V249L249 250ZM253 247H254V246H253ZM235 248H236V247H235ZM254 248H255V247H254ZM259 248H260V249H259ZM237 249H239V248H237ZM258 249H259V250H258ZM251 250H253V252H252ZM257 250H258V251H257ZM256 252H257V254H256ZM254 253L252 254V255H253L252 257H254ZM260 254H261V253H260ZM250 255H249V256H250ZM191 256H192V255H191ZM250 257H251V256H250ZM191 258L193 259V256H192ZM254 259L256 260L255 257H254ZM255 260H253V261H254L256 264H258L257 261H255ZM192 261H193V260H192ZM192 261L190 260V262H192ZM194 261H195V260H194ZM194 261H193V262H194ZM255 263H253V264H255Z\"/></svg>",
	"mask_w": 264,
	"mask_h": 264
},
{
	"label": "clouds",
	"instance_id": "9594fccd",
	"mask_svg": "<svg viewBox=\"0 0 264 264\" xmlns=\"http://www.w3.org/2000/svg\"><path fill=\"white\" fill-rule=\"evenodd\" d=\"M168 33H160L161 42L167 40ZM129 99V92L121 88L117 94L112 97L111 108L115 117L123 119L125 113L122 106ZM147 108L144 103L138 104L127 113V118L134 124H140L147 120ZM10 124L15 131H23L31 126V121L27 117H17L15 114L9 117ZM152 123L159 124V118H154ZM124 152L113 153V158L117 160L124 159ZM43 208V202L35 199L32 190L26 185H21L15 189L0 186V253L13 246L14 241H19L25 251H31L40 244V239L32 227L21 224V220L29 217L35 219L37 213ZM198 219L195 224V236L207 238L213 233V227L216 225L217 218L220 216V209L211 203H206L198 210H192ZM240 219L231 218L223 226L225 235L240 232L242 230ZM191 246L187 251L198 260V264H253L252 258L247 252L234 248L231 243L223 239L206 240L203 244L196 243L192 238ZM107 244H90L88 246L89 254L102 259L107 252ZM0 264H7L4 255L0 254Z\"/></svg>",
	"mask_w": 264,
	"mask_h": 264
}]
</instances>
